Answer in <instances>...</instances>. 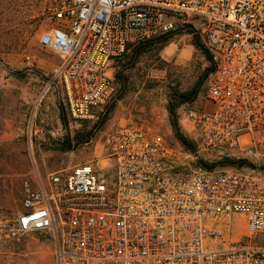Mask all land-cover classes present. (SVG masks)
I'll return each mask as SVG.
<instances>
[{
  "label": "built area",
  "instance_id": "built-area-1",
  "mask_svg": "<svg viewBox=\"0 0 264 264\" xmlns=\"http://www.w3.org/2000/svg\"><path fill=\"white\" fill-rule=\"evenodd\" d=\"M46 22L78 123L112 100L125 52L189 28L213 67L202 107H180L196 153L244 164L182 173L161 137L111 127L91 162L26 188L16 233L49 234L54 264H264V0H51Z\"/></svg>",
  "mask_w": 264,
  "mask_h": 264
},
{
  "label": "rangeland",
  "instance_id": "rangeland-1",
  "mask_svg": "<svg viewBox=\"0 0 264 264\" xmlns=\"http://www.w3.org/2000/svg\"><path fill=\"white\" fill-rule=\"evenodd\" d=\"M50 4L51 0H0V264H54L49 234L15 231L25 190L51 173L65 174L102 154L105 130L134 123L150 136L161 137L181 152L182 173L204 162L196 149L190 157L183 156L167 112L170 101L195 88L198 95L188 104L203 105L212 64L193 46L197 35L185 28L166 42L150 44L127 69L122 65L130 66L131 52L121 56L113 65L112 100L93 121L78 123L52 83L58 58L38 43ZM176 117L180 133L193 141L181 108ZM67 136L82 143L64 151ZM217 161L208 157L205 163Z\"/></svg>",
  "mask_w": 264,
  "mask_h": 264
},
{
  "label": "trees",
  "instance_id": "trees-1",
  "mask_svg": "<svg viewBox=\"0 0 264 264\" xmlns=\"http://www.w3.org/2000/svg\"><path fill=\"white\" fill-rule=\"evenodd\" d=\"M185 28H187V27H185ZM185 28L178 29L175 32H172L168 35H165V36L159 37L157 39L148 41L146 43L131 47L127 51V52H131V55L129 58L130 66H128V64H126L124 66L122 65V68L127 69L128 67H131V65H133V63H135L136 60L142 54H144L146 52L144 50V47H146L150 44H153V43H157V42L158 43L166 42L171 36L177 35L178 33L182 32ZM187 29H189V28H187ZM193 46L196 49H198L199 51H201V53L204 54L207 59H209L206 52L203 50L201 42H200L198 37H195V39L193 41ZM127 52H125L122 56H125V54ZM212 70H213V67L210 69V72ZM197 95H198V88H195L188 95L180 96L178 99H177V97H175L174 101L169 102L168 108H167V112H168V116H169V122H170L171 129L173 131V135H174L175 139L177 140V142L182 146L183 150L188 152V153L193 152V150L196 149V145L193 141H191V140L189 141L186 137H184L180 133V130L178 127V121H177V117H176V110L179 109L184 104H188V103L192 102L197 97ZM62 120H63V123L66 124L64 117H62ZM80 143H82V141H79L78 137H76L74 139H69V137L67 136L66 141H65L64 151H71L74 147L78 146ZM197 164L198 165H196V167L201 166L205 169H216V168L228 167V166H233V165L241 166L244 164V162L243 161H233L229 158H223V159H221L215 163L208 164L205 162H199Z\"/></svg>",
  "mask_w": 264,
  "mask_h": 264
}]
</instances>
